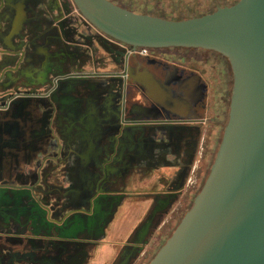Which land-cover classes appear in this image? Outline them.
Returning a JSON list of instances; mask_svg holds the SVG:
<instances>
[{
	"label": "flooded vegetation",
	"instance_id": "obj_1",
	"mask_svg": "<svg viewBox=\"0 0 264 264\" xmlns=\"http://www.w3.org/2000/svg\"><path fill=\"white\" fill-rule=\"evenodd\" d=\"M36 12L37 36L48 28L49 36L62 42L78 59L68 63L66 72L56 76L52 88L44 92V101L50 105L48 110L25 108L26 103L22 109L15 110L18 121L12 131L16 129L17 139L8 141V152L11 153L4 158L1 167L7 169L6 172L16 171L22 159L24 161L40 150L46 135L54 138L52 145L56 148L65 142L69 167L85 161L91 170H98V179L95 180V171L85 179L80 202L64 197L50 205L52 210L45 212L49 213L50 221L60 223L72 235L84 230L87 237L98 236L108 228L102 212L113 211L116 194L124 191L118 179L125 178L135 169L144 176L153 166L146 153L158 134L154 126L170 127L176 142L183 133L184 143L192 151L191 159L188 152L185 157L186 161L190 160V172L185 180L183 197L168 205L166 214L147 241L140 245V253L133 264H146L191 208V201L208 177L224 132V126L221 130L218 122H213L211 128L209 125L226 104L230 106L229 81H224L220 74L221 84L216 88L219 100L213 106L216 112L213 118L209 115V105L199 101L186 116L182 115L173 99L180 97L182 86H188L190 77L199 73L198 63L216 66L209 54L202 60L181 51L196 47H166L177 51H164L160 55L155 49L141 53L139 48L131 49V45L90 22L74 0H38ZM53 12L58 15L56 21L52 19ZM216 54L222 60L218 63L226 67L233 78L229 59ZM165 85H168V96L161 94ZM26 93L23 95L30 94ZM31 99L24 97L23 100L31 102ZM8 184L13 186V179L7 181ZM27 209L35 219L42 207L32 201ZM0 232L4 237L2 244L16 249L13 244L18 237L16 232L3 223Z\"/></svg>",
	"mask_w": 264,
	"mask_h": 264
},
{
	"label": "crops",
	"instance_id": "obj_2",
	"mask_svg": "<svg viewBox=\"0 0 264 264\" xmlns=\"http://www.w3.org/2000/svg\"><path fill=\"white\" fill-rule=\"evenodd\" d=\"M37 6L38 0H0V224L18 235L13 240L16 249H10L2 244L0 232V264H133L140 245L166 214L168 205L183 197L190 172V160L185 157L188 152L191 159L192 151L185 145L183 133L176 142L170 127L155 125L158 134L146 153L153 166L144 176L135 169L118 179L124 191L116 194L113 211L102 212L108 228L98 236L87 237L84 230L72 235L60 223L50 221L44 209L31 218L27 206L32 201L39 204L34 195L39 183L52 205L64 197L80 202L88 177L95 171L98 179V170H91L85 161L69 167L65 142L56 148L50 135L45 136L40 150L22 159L16 171L6 172L1 167L11 153L8 141L17 139L16 129L12 131L18 121L15 110L22 109L24 103L25 108L48 110L44 92L52 88L56 76L66 72L68 63L78 59L49 36L48 28L37 36ZM199 80L200 76L193 74L189 85L182 86L181 96L173 99L182 115L194 109L203 95ZM161 90L169 95L168 88ZM26 92L30 94L23 95ZM24 97H31V102H25ZM44 150L47 153L42 154ZM12 179L14 185H6Z\"/></svg>",
	"mask_w": 264,
	"mask_h": 264
},
{
	"label": "water",
	"instance_id": "obj_3",
	"mask_svg": "<svg viewBox=\"0 0 264 264\" xmlns=\"http://www.w3.org/2000/svg\"><path fill=\"white\" fill-rule=\"evenodd\" d=\"M74 2L90 22L133 49L216 50L232 67L229 118L208 177L147 264H264V0H238L181 19L138 13L113 0ZM46 193L42 183L34 189L49 212Z\"/></svg>",
	"mask_w": 264,
	"mask_h": 264
},
{
	"label": "rangeland",
	"instance_id": "obj_4",
	"mask_svg": "<svg viewBox=\"0 0 264 264\" xmlns=\"http://www.w3.org/2000/svg\"><path fill=\"white\" fill-rule=\"evenodd\" d=\"M113 1L126 8L132 9L138 13H149L169 19H181V18H188L193 16H200L205 13L214 11L219 6H227L234 4L238 0H113ZM57 17L58 15H54L52 19L54 18V20L56 21ZM155 51L156 54L160 55L164 51L172 53L174 51H177V49L156 48ZM181 51L183 53L186 52L187 54H193L197 58H200L202 60L207 59L209 54L211 58V62L216 63V66H208V64H206L205 62L198 63L199 73H197L200 76L199 84L200 86H202V92H203V95H201L199 98V102H205L209 105V115L213 118L216 115L213 106L216 103V101L219 100V92L216 93V88L218 87V85L221 84L220 74L222 75L224 81L225 80L229 81L230 90H232L233 88L232 77L231 75H229L228 69L222 66L221 63H218L220 61L222 62V60L219 57V55L216 54L219 53L216 50H210V53H208L207 50H203V49L194 48L188 51L184 48V50ZM229 113H230V106L226 104L225 109H223L222 113L216 116L214 121L213 120L211 121L209 127L212 125L213 122L215 123L218 122L219 128H221L222 130L224 126L225 129V126L229 118ZM193 204L194 201L192 200L191 207L193 206ZM180 221H178L177 223L179 224ZM178 224L176 225V227L178 226ZM160 248L150 257V259L146 262V264L149 263L154 258V256L160 250Z\"/></svg>",
	"mask_w": 264,
	"mask_h": 264
},
{
	"label": "built area",
	"instance_id": "obj_5",
	"mask_svg": "<svg viewBox=\"0 0 264 264\" xmlns=\"http://www.w3.org/2000/svg\"><path fill=\"white\" fill-rule=\"evenodd\" d=\"M139 51L141 53H150L151 52V48H149V47H139Z\"/></svg>",
	"mask_w": 264,
	"mask_h": 264
}]
</instances>
